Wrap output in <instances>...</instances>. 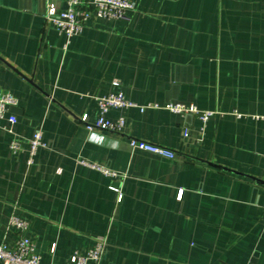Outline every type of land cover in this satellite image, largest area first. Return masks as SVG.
<instances>
[{
  "label": "crops",
  "instance_id": "obj_1",
  "mask_svg": "<svg viewBox=\"0 0 264 264\" xmlns=\"http://www.w3.org/2000/svg\"><path fill=\"white\" fill-rule=\"evenodd\" d=\"M66 7L0 0V87L19 101L13 133L0 122V244L14 246L15 214L48 264H71L100 238L99 264H264V0H136L129 20L93 18L69 44L46 20ZM119 92L214 115L201 132L196 115L113 109L123 133L88 132L81 117L94 122L97 99ZM37 130L46 147L28 166Z\"/></svg>",
  "mask_w": 264,
  "mask_h": 264
},
{
  "label": "built area",
  "instance_id": "obj_2",
  "mask_svg": "<svg viewBox=\"0 0 264 264\" xmlns=\"http://www.w3.org/2000/svg\"><path fill=\"white\" fill-rule=\"evenodd\" d=\"M136 0H89L87 2L81 0H67L65 11L56 12L54 9L48 8L46 20L52 24L58 33L66 37L67 44L71 39L78 36L88 23L93 18L107 20H129L130 13L135 10ZM99 114L94 122L88 121V116L81 117V122L85 125L88 132L95 130L106 131L115 134L123 133L126 126V119L123 116L117 119L109 118L108 114L113 109H129L137 108L140 112H145L149 108L164 109L176 115H196L201 123L200 131L204 128L212 115L210 111H200L197 106L178 102H170L166 105L148 104L140 106L130 101L121 92L110 93L106 96L97 99ZM19 101L10 92L3 90L0 87V122L7 121L10 126V133H13V127L18 122L15 115L9 113L10 108L18 106ZM190 130L185 128L184 136L189 135ZM132 149H139L166 159H174L175 153L162 146L151 144L145 141L133 139L130 141ZM46 143L43 141V133L37 130L31 139H29L28 159L27 164L31 166L35 162V157L38 150L45 148ZM12 153L16 154L21 150V144L17 137L13 138L10 143ZM78 163L96 171L106 178L121 179V175L107 167L106 165L94 163L85 159H79ZM111 189L119 194V199L122 195L120 189L111 187ZM182 191L179 193L180 198ZM9 227L14 229L17 238L12 248L4 244H0V264H48L42 259L38 253L35 242L27 235L29 224L25 219L17 215H12L9 218ZM264 226V216H263ZM55 245L51 248L54 253ZM106 253V241L104 238L98 239L94 246L85 253L75 251L70 258L71 264H99Z\"/></svg>",
  "mask_w": 264,
  "mask_h": 264
}]
</instances>
